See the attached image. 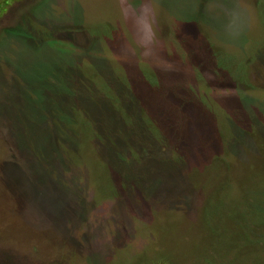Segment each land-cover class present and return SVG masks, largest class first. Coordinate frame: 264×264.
Segmentation results:
<instances>
[{
	"label": "rangeland",
	"instance_id": "374dc122",
	"mask_svg": "<svg viewBox=\"0 0 264 264\" xmlns=\"http://www.w3.org/2000/svg\"><path fill=\"white\" fill-rule=\"evenodd\" d=\"M0 264H264V0H0Z\"/></svg>",
	"mask_w": 264,
	"mask_h": 264
},
{
	"label": "trees",
	"instance_id": "16d2710c",
	"mask_svg": "<svg viewBox=\"0 0 264 264\" xmlns=\"http://www.w3.org/2000/svg\"><path fill=\"white\" fill-rule=\"evenodd\" d=\"M179 247H180V246H179ZM179 247L177 246L176 250H177ZM180 249H182V248L180 247L178 250H180Z\"/></svg>",
	"mask_w": 264,
	"mask_h": 264
}]
</instances>
